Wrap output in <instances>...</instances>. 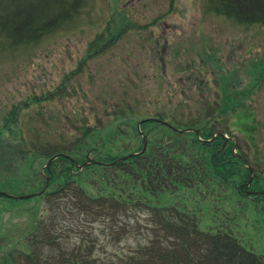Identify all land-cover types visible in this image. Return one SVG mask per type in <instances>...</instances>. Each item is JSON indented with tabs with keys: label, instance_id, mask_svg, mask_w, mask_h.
<instances>
[{
	"label": "rangeland",
	"instance_id": "1",
	"mask_svg": "<svg viewBox=\"0 0 264 264\" xmlns=\"http://www.w3.org/2000/svg\"><path fill=\"white\" fill-rule=\"evenodd\" d=\"M208 1L89 0L75 20L34 43L0 36V107L8 115L17 103L19 116L18 142L7 146L3 133L0 191H38L47 175L39 155L59 146L93 148L91 158L127 155L139 145L138 121L160 115L221 122L264 188V24L240 22ZM45 202L0 197L2 264L16 243L24 249L35 214H49ZM242 202L247 239L264 256L260 215ZM69 237L67 245L78 241Z\"/></svg>",
	"mask_w": 264,
	"mask_h": 264
},
{
	"label": "trees",
	"instance_id": "2",
	"mask_svg": "<svg viewBox=\"0 0 264 264\" xmlns=\"http://www.w3.org/2000/svg\"><path fill=\"white\" fill-rule=\"evenodd\" d=\"M88 1L0 0V36L34 43L75 20ZM208 2L240 22L264 24V0ZM148 118L127 155L95 154L80 168L73 162L84 163L93 148L40 154L58 155L45 170L53 188L40 195L49 214H35L24 249L7 250L9 264H264L247 239L242 202L264 230V188L256 176L250 181L234 142L214 136L221 122ZM71 233L78 241L67 245Z\"/></svg>",
	"mask_w": 264,
	"mask_h": 264
},
{
	"label": "flooded vegetation",
	"instance_id": "3",
	"mask_svg": "<svg viewBox=\"0 0 264 264\" xmlns=\"http://www.w3.org/2000/svg\"><path fill=\"white\" fill-rule=\"evenodd\" d=\"M17 106V103L11 105V111H9L8 115H5L6 111L2 113L4 107H0V147L5 146L3 140V133L7 131L8 137L10 135V144L7 146L12 147L14 143L18 142V124H19V116L17 111L14 108Z\"/></svg>",
	"mask_w": 264,
	"mask_h": 264
},
{
	"label": "water",
	"instance_id": "4",
	"mask_svg": "<svg viewBox=\"0 0 264 264\" xmlns=\"http://www.w3.org/2000/svg\"><path fill=\"white\" fill-rule=\"evenodd\" d=\"M144 148H145V142H144V147H143V149H144ZM129 156H130V155H129ZM83 165H85V164H83ZM47 181H48V180H47ZM45 188H46V186H45ZM45 188H44V189H45ZM44 189H42V190L39 191L38 193L29 194V195H19V196H15V198H19V199H27V198H30V197H32V196H34V195H37V194L42 193ZM0 194H4V193H0Z\"/></svg>",
	"mask_w": 264,
	"mask_h": 264
}]
</instances>
